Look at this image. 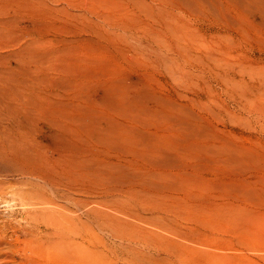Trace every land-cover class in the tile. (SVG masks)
Listing matches in <instances>:
<instances>
[{"label": "rangeland", "instance_id": "rangeland-1", "mask_svg": "<svg viewBox=\"0 0 264 264\" xmlns=\"http://www.w3.org/2000/svg\"><path fill=\"white\" fill-rule=\"evenodd\" d=\"M176 1L0 0V140L60 160L75 190L37 206L85 225L81 264H264V0ZM9 180L0 236L28 257L20 194L48 187Z\"/></svg>", "mask_w": 264, "mask_h": 264}, {"label": "bare ground", "instance_id": "bare-ground-1", "mask_svg": "<svg viewBox=\"0 0 264 264\" xmlns=\"http://www.w3.org/2000/svg\"><path fill=\"white\" fill-rule=\"evenodd\" d=\"M176 1V0H175ZM173 2V1H172ZM177 2V1H176ZM195 2V1H194ZM206 2V1H205ZM178 3V2H177ZM176 3V6H178ZM241 3V1H240ZM181 4V3H179ZM182 6V5H181ZM185 7H189L190 6H185ZM177 8V7H176ZM188 11V10H187ZM110 21V20H109ZM88 41V40H87ZM72 42V41H71ZM64 43H67V42H64ZM87 43V42H86ZM27 44V43H26ZM69 44V43H68ZM72 43H70L71 45ZM169 45V44H168ZM2 46V45H1ZM72 48V47H71ZM21 49V48H20ZM18 50V51H21V50ZM23 49V48H22ZM68 49V48H67ZM38 52V51H37ZM20 53V52H19ZM23 54V53H22ZM21 54V55H22ZM37 54V53H36ZM47 54V53H46ZM50 54V53H49ZM65 54V52H64ZM15 55V54H14ZM66 55V54H65ZM44 56V55H43ZM24 57V56H23ZM37 57V55H36ZM49 57V56H48ZM18 58V57H17ZM7 59V57H6ZM16 59V58H15ZM32 59V58H31ZM43 59V58H42ZM21 61V60H20ZM39 61V60H38ZM42 61V60H41ZM40 61V62H41ZM1 62V61H0ZM32 62V61H31ZM43 63V61L41 62ZM40 63V64H41ZM5 64V62H4ZM22 64V62H21ZM67 64V63H66ZM23 65V64H22ZM43 67V66H42ZM45 67V66H44ZM47 68V67H46ZM50 68V67H49ZM66 66H65V70H66ZM43 69V68H42ZM41 69V70H42ZM15 70V69H14ZM39 70V69H38ZM62 70V69H61ZM17 71V70H16ZM23 71V69H22ZM21 71V72H22ZM47 71V70H46ZM19 72V71H18ZM37 72V71H36ZM42 72V71H41ZM20 73V72H19ZM23 73V72H22ZM21 73V74H22ZM67 74V73H66ZM44 75V74H43ZM37 76V75H36ZM29 78V77H28ZM50 78V77H49ZM11 79V78H10ZM21 79V78H20ZM37 79V77L35 78ZM43 79V78H41ZM5 80H7V77L5 78ZM13 80V79H12ZM12 80H9V81H12ZM24 80V79H23ZM28 80V79H27ZM7 81V82H9ZM21 81V80H20ZM74 81V80H73ZM36 82V81H35ZM49 82V81H48ZM24 83V82H22ZM36 84V83H35ZM27 85V84H26ZM39 85V84H38ZM44 85V84H43ZM8 88V84L6 85ZM30 86V85H29ZM47 86V85H46ZM60 86V85H59ZM2 87V86H1ZM4 88H6L4 85H3ZM39 87V86H38ZM45 87V86H44ZM51 87V86H50ZM72 87V86H71ZM23 88V87H22ZM55 88V87H54ZM1 90L0 91H3V88H0ZM12 89V88H11ZM10 89L11 92H13L12 90ZM21 89V88H20ZM32 89V88H31ZM36 89V88H35ZM59 89V88H58ZM7 90V89H6ZM9 90V89H8ZM16 90V89H15ZM29 90V89H28ZM38 90V89H37ZM42 90V89H41ZM5 91V90H4ZM9 91V92H10ZM33 91V90H32ZM43 91V90H42ZM79 91V90H78ZM11 92H10V95H11ZM40 92V91H39ZM4 93V92H3ZM32 93V92H31ZM57 93V92H55ZM80 93V92H79ZM9 94V93H8ZM1 95V94H0ZM4 95V94H3ZM1 95V96H3ZM9 95V96H10ZM17 95V94H16ZM35 95V94H34ZM39 95V94H37ZM53 95V94H51ZM56 95V94H55ZM6 96V95H5ZM8 96V95H7ZM6 96V97H7ZM41 96V95H40ZM78 96V95H77ZM11 97V96H10ZM8 97V98H10ZM38 97V96H37ZM36 97V98H37ZM51 97V96H50ZM54 97H57V96H54ZM5 98V97H4ZM12 98H13V95H12ZM11 98V99H12ZM24 98V97H23ZM30 98V97H29ZM35 98V100H36ZM6 99V98H5ZM22 99V98H21ZM26 99V98H25ZM3 100V101H2ZM2 104L4 102V99L2 97ZM10 100V99H9ZM12 101V100H10ZM9 101V102H10ZM30 101V100H29ZM28 101V102H29ZM21 102V101H20ZM26 102V101H25ZM24 102V104H26ZM31 102V101H30ZM42 102V101H41ZM1 103V102H0ZM5 103V102H4ZM40 103V102H39ZM45 103V102H44ZM51 103V102H50ZM21 104V103H20ZM19 104V106H20ZM23 104V105H24ZM54 104V103H53ZM4 105V104H3ZM5 105H7L5 103ZM10 104H8L7 107H9ZM12 105V104H11ZM15 105V103H14ZM29 105V104H28ZM35 105V104H34ZM22 106V104H21ZM27 106V105H26ZM31 106V104H30ZM18 106L14 107L13 109L12 106L11 108L7 109V112L11 113L12 116L15 117V115L18 117V119L16 120H19V118H21L22 116H25L27 113L25 111L26 114L24 115L22 112L18 111V110H21L20 108L23 109V107H19L17 108ZM40 107V106H39ZM51 107V106H50ZM2 107H0L1 109ZM33 108V107H32ZM42 108V106H41ZM54 109V108H53ZM111 109V108H110ZM2 110V109H1ZM49 111V110H48ZM36 112V111H35ZM71 112V111H70ZM88 112V111H87ZM32 113V112H31ZM38 113V112H37ZM52 113V112H51ZM50 113V114H51ZM86 113V112H85ZM29 114V113H28ZM50 114H46L49 115ZM54 114V113H53ZM51 114V116L53 115ZM37 115V114H35ZM43 115V114H42ZM60 115V114H59ZM58 115V116H59ZM2 116V115H1ZM10 116L9 114V117L15 119L14 117ZM45 116V115H44ZM56 116V117H58ZM34 117V116H32ZM47 118H42L43 119V122H44V119H48ZM55 117V116H54ZM3 118V116H2ZM53 118V117H52ZM51 118V119H52ZM60 118H62V120L58 119H52L54 121V123L56 125H59V123L57 124V122H60L62 123V121L64 120L63 119V116L61 115ZM5 119V118H4ZM10 119V118H9ZM8 119V120H9ZM50 119V118H49ZM7 120V119H6ZM15 120V121H16ZM30 120V119H29ZM73 120V119H72ZM14 121V120H13ZM14 121V123L16 124V122ZM33 121V120H32ZM36 121V120H35ZM48 121V120H46ZM45 121V122H46ZM51 121V122H53ZM51 125H53V127L55 126V124L51 123ZM111 122V121H110ZM60 123V124H61ZM64 123V121H63ZM62 123V124H63ZM11 124V123H10ZM18 124V123H17ZM48 124V122H47ZM45 124V126L47 125ZM66 124V122H65ZM64 124V126H65ZM73 124V123H72ZM71 124V126H72ZM62 126V127H64ZM70 126V125H69ZM12 127H13V124H12ZM62 127L61 128V132H62ZM48 128V127H47ZM68 128V127H67ZM71 128V127H69ZM73 128V127H72ZM74 128H77V127H74ZM56 129V128H55ZM7 130V129H6ZM17 130V129H16ZM68 130V129H66ZM73 132V129L70 130ZM8 132V131H7ZM65 131L63 130V133ZM12 133V132H11ZM69 133V132H67ZM88 133V132H87ZM4 135V134H3ZM59 136V134H57ZM72 135V134H71ZM70 135V136H71ZM75 134L72 135V137L74 136ZM56 136V137H58ZM5 137V136H4ZM14 137V136H13ZM68 137V136H67ZM8 138V137H7ZM60 138V137H59ZM63 138L65 139H68L66 138V136H63ZM4 139V138H3ZM10 139V138H9ZM15 139V138H14ZM5 140V139H4ZM1 142H3V140H0ZM9 142V140H7ZM10 141H12V139H10ZM16 141V140H15ZM23 141V140H22ZM60 141V140H59ZM71 141V140H70ZM0 142V179L2 180V178L4 179V181L6 179H10L9 181H14L13 183H24L25 182H31L33 180V182L35 183V185L37 186H44V187H48L47 191H41V192H37V191H34L32 190L31 192H22L20 194L21 198H23L24 200L26 201H29L27 202L28 204H31L30 206L32 208L29 209V211H26L27 215H30L31 218L33 220H35L34 222H37V226H35L33 229H30V230H27L26 231V235H31L33 236V241H35L36 245H37V249L33 250V248L31 247L30 245V238H27L26 239V245L28 247V251H29V256L26 257V256H22L21 258L20 257H16V253H15V249H17V244L15 243H12L10 241H4L2 240V237L3 236H0V264H81V262H84V259L83 257H80V255H78L79 253V246H80V243H77L76 242V237L80 234L81 232V229H83V226L85 225H82L81 224V227L78 226V223L77 221L74 220V218H71L69 217L68 215L64 214V210H59V209H47V208H43V206H37V205H44V203H50L49 200L52 202L50 204H53L55 206H58V207H62L59 205V203L55 202V201H62V199H67V198H70L71 197V194L73 192V190H75L74 188L72 189V186L71 185L72 183L71 182H64L63 178L65 180H68L66 179L67 177H62V176H59L61 173L59 172V175L57 173L58 171V164H60V160L56 161L54 160L51 161L53 162L52 163H47L46 164V160H43V156L39 155V157H41L39 159L38 158H34V153L33 150H31V147L29 146H24L25 145V142H20L19 143H14L11 142V143H6L4 144ZM18 142V141H17ZM73 142V141H72ZM24 143V144H22ZM35 143V142H34ZM33 143V144H34ZM9 144H13V145H9ZM36 144V143H35ZM76 145V143H73ZM71 144V145H73ZM36 146V145H35ZM59 146V145H58ZM60 149V147H59ZM78 149V148H77ZM76 149V150H77ZM82 150V148H80ZM54 150V149H53ZM74 149H72V152L74 153L73 151ZM35 151V150H34ZM38 151H39V148H38ZM41 151V150H40ZM57 151V150H56ZM69 151V150H68ZM78 151V150H77ZM80 151V150H79ZM38 153V152H37ZM58 153V152H57ZM81 153V152H80ZM60 154V153H58ZM73 155V154H71ZM61 156V155H60ZM36 157V156H35ZM47 157V156H46ZM52 157V156H51ZM49 157V158H51ZM55 157V156H54ZM62 158V157H61ZM47 159V158H46ZM52 159H55L52 157ZM76 159V158H75ZM48 160V159H47ZM77 161V160H76ZM79 161V160H78ZM74 163H77L74 161ZM79 164V162H78ZM50 165H53L55 167H51ZM63 166V165H61ZM72 166V164H71ZM70 166V167H71ZM75 166V164H74ZM73 166V167H74ZM69 167V168H70ZM76 167V166H75ZM74 167V168H75ZM81 167V166H80ZM80 167L78 169H80ZM66 168V167H65ZM83 168V166H82ZM86 167H84L85 169ZM64 169V168H63ZM88 169V168H86ZM85 169V172L88 171ZM66 170V169H64ZM74 170V169H73ZM72 170V171H73ZM76 170V169H75ZM81 170V169H80ZM65 172V171H64ZM67 172V170H66ZM89 172V171H88ZM78 173V172H77ZM73 175V173H72ZM79 175H80V172H79ZM91 176V174H90ZM84 177V176H83ZM72 179V178H71ZM75 179V178H74ZM73 181V180H72ZM3 182V181H2ZM31 182V183H33ZM4 183V182H3ZM10 183V182H9ZM30 184V183H29ZM74 184V183H73ZM79 184V183H78ZM1 185V184H0ZM30 185H33V184H30ZM75 185V184H74ZM34 186V185H33ZM76 186V185H75ZM78 190V189H77ZM2 192V191H1ZM46 192H48L49 194H47ZM3 193V192H2ZM50 195H52V197H54L55 199L54 200H51L48 199V197H50ZM54 201V202H53ZM32 202V203H31ZM34 203V204H33ZM33 204V205H32ZM28 206V205H27ZM62 209H65V207H62ZM40 220H43V221H40ZM4 223V222H3ZM2 225V224H1ZM2 229V228H1ZM86 231L87 232H90L91 231V228L90 226H86ZM1 231V230H0ZM3 231V230H2ZM1 234V232H0ZM4 235V234H3ZM44 235V236H43ZM6 239V238H4ZM19 249V247H18ZM87 260H90V257L87 258ZM89 264V263H88Z\"/></svg>", "mask_w": 264, "mask_h": 264}]
</instances>
